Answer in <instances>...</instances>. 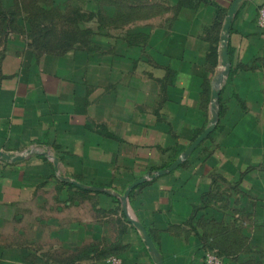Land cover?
I'll use <instances>...</instances> for the list:
<instances>
[{"label":"crops","instance_id":"crops-1","mask_svg":"<svg viewBox=\"0 0 264 264\" xmlns=\"http://www.w3.org/2000/svg\"><path fill=\"white\" fill-rule=\"evenodd\" d=\"M263 3L145 2L153 16L127 27L140 47L125 42L107 70L98 54L7 38L0 151L31 158L0 159V238L9 223L16 237L30 227L63 264H204L212 251L264 264ZM225 45L230 77L216 88ZM14 252L23 262L22 241ZM7 253L0 240V260Z\"/></svg>","mask_w":264,"mask_h":264},{"label":"rangeland","instance_id":"rangeland-1","mask_svg":"<svg viewBox=\"0 0 264 264\" xmlns=\"http://www.w3.org/2000/svg\"><path fill=\"white\" fill-rule=\"evenodd\" d=\"M149 1L0 0V48L11 36L15 39L28 38L33 46L41 50L46 47L52 51L66 49L70 54L83 52L93 59L102 56L107 70L111 68L112 54L120 56L128 50L129 46L125 42L132 43L130 49L140 47L137 44L142 42L141 35L135 33L134 29L128 34L127 27L153 16L155 12L152 9H144L143 4ZM134 55H138V52ZM124 58L119 64L121 69L128 63L127 57ZM221 65L216 88H225L230 77L229 73L225 75L226 66L223 63ZM29 158L31 156L27 155L21 161ZM28 213L30 216L31 212ZM29 228L24 229V237H16L14 223H9L8 231L0 238L8 250L7 254H3L0 264H63L64 253L52 252L53 243L47 237L38 238L39 243L32 242ZM20 241L23 243V262H19L20 257L16 261L17 254L14 252ZM81 253L72 257L78 258Z\"/></svg>","mask_w":264,"mask_h":264},{"label":"water","instance_id":"water-1","mask_svg":"<svg viewBox=\"0 0 264 264\" xmlns=\"http://www.w3.org/2000/svg\"><path fill=\"white\" fill-rule=\"evenodd\" d=\"M236 10V5L233 6V8L231 9L230 11V14H229V17L227 19V22H226V25H225V31L228 32L229 31V27H230V24H231V19H232V16L234 15V12ZM223 64L226 66V71L225 73H229V65H228V54H227V48H226V45H225V50H224V53H223ZM214 96L215 97H218L219 96V91L217 90L216 92H214ZM213 131V127L209 128L208 130H206V132L201 135L197 140L196 142L194 143V145L191 147V149L187 152V155L189 153H191L196 147L199 146V144H201V142L203 140H205L209 134ZM29 153H31L30 151H28L27 153H24V154H17V155H14V154H9V153H6V152H3V151H0V159L3 160V161H11V162H15V161H20L22 160L23 158H25ZM180 160L178 162H176L175 166L179 165L180 164ZM55 163L57 164V161H55ZM160 174H163V173H160ZM136 184L134 186L131 187V189L133 187H135ZM130 189V190H131ZM129 190V191H130ZM129 191L126 193V197L128 196L129 194ZM132 222L134 223V225L140 230L141 234H142V237L145 241V244L148 246L149 250L154 252L157 256L159 255L157 250L155 249L152 241H151V238L149 237L147 231L145 230V228L143 227V225L138 221V220H132ZM159 264H163L161 262V260L159 261Z\"/></svg>","mask_w":264,"mask_h":264},{"label":"built area","instance_id":"built-area-1","mask_svg":"<svg viewBox=\"0 0 264 264\" xmlns=\"http://www.w3.org/2000/svg\"><path fill=\"white\" fill-rule=\"evenodd\" d=\"M259 23L264 27V3L259 8ZM109 262L110 264H122L117 258H112ZM205 264H224V261L217 253L209 252L205 257Z\"/></svg>","mask_w":264,"mask_h":264},{"label":"trees","instance_id":"trees-1","mask_svg":"<svg viewBox=\"0 0 264 264\" xmlns=\"http://www.w3.org/2000/svg\"><path fill=\"white\" fill-rule=\"evenodd\" d=\"M48 46V44H47ZM44 51H50V52H54V53H57V54H64V53H67V50L66 49H62V50H59V51H52L51 49L49 50L47 47L45 48Z\"/></svg>","mask_w":264,"mask_h":264}]
</instances>
